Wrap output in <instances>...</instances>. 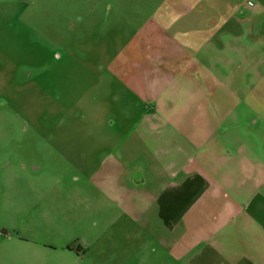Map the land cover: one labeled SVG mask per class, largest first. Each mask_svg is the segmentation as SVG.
<instances>
[{"label":"rangeland","instance_id":"rangeland-1","mask_svg":"<svg viewBox=\"0 0 264 264\" xmlns=\"http://www.w3.org/2000/svg\"><path fill=\"white\" fill-rule=\"evenodd\" d=\"M165 1L0 0V264H168L153 200L203 140L184 130L201 119L169 109L191 94L190 113L219 107L234 79L252 80L264 34L231 22L209 70L151 19Z\"/></svg>","mask_w":264,"mask_h":264},{"label":"crops","instance_id":"crops-1","mask_svg":"<svg viewBox=\"0 0 264 264\" xmlns=\"http://www.w3.org/2000/svg\"><path fill=\"white\" fill-rule=\"evenodd\" d=\"M163 3L154 10L151 19L156 21L161 33L172 32L180 47L192 55L200 54L198 57L205 65L212 59L206 65L209 70L215 55L223 52L224 57L227 51L221 49L217 36L231 22L250 23L252 26L246 33L264 34V0H166ZM184 20L191 21L185 24ZM233 49L240 59L242 46L236 44ZM237 67L240 70L242 65ZM251 74L250 82L234 79L229 93L221 91L217 95L219 107L208 109L199 102L194 114L190 113L186 107L194 96L189 94L190 97H184L183 106L169 109L171 117L185 113L195 115L197 121L201 119L196 127L185 126L184 130L201 133L192 137L203 140L197 155L170 162V180L153 200L159 232L168 236L159 238L168 264H264V90L258 87L264 83V60H256ZM224 82L220 76L215 80L218 86ZM240 89L254 103L246 113L241 108L244 97ZM137 98L145 99L142 93ZM153 98L159 101L164 97L156 93ZM214 117L220 119L217 122L209 119ZM173 123L170 124L178 130L181 124L174 119ZM243 128L251 137L249 149L241 143ZM135 183L138 186L139 181ZM141 193V196L149 195L145 190ZM128 202L124 208L130 213L134 205ZM145 210L140 216H132L134 224L148 219L150 215Z\"/></svg>","mask_w":264,"mask_h":264}]
</instances>
